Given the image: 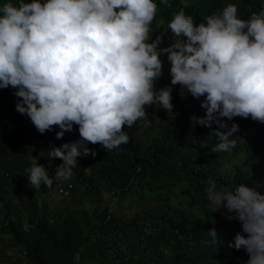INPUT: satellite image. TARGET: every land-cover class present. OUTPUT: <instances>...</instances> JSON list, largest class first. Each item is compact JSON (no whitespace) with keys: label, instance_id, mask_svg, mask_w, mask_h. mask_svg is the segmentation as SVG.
<instances>
[{"label":"clouds","instance_id":"clouds-1","mask_svg":"<svg viewBox=\"0 0 264 264\" xmlns=\"http://www.w3.org/2000/svg\"><path fill=\"white\" fill-rule=\"evenodd\" d=\"M224 1L216 8L198 7L199 24L187 10L192 0L0 4V95L5 103L0 128L10 135L0 155L5 166L12 160L24 166L31 186L41 191L38 204L42 199L53 206L77 200L78 186L71 177L82 155H94L91 161L99 151L114 163L133 125L142 122L137 128L141 150L147 148L152 156L156 135L152 138L147 130L160 132L156 109L172 115L178 85L181 97L185 90L193 98L203 97L205 115L192 117L194 123L226 129L215 131L219 142L213 151L228 152L237 145L239 125L229 127L224 118L251 117L250 123L262 127L256 136H264V0ZM149 115L153 123H148ZM55 133L69 142L44 156L36 143L48 145ZM52 158L62 163L49 176L47 159ZM54 181L65 182L42 191V182L51 188ZM208 183L211 206L226 225L218 240L224 259L218 264H264V193L246 183L220 190L214 180ZM98 193L109 209L121 213L154 202L138 193L122 195L119 189L110 193L104 180H99ZM178 194L169 201L178 202ZM19 197L14 191L4 195L21 209ZM134 203L138 207L132 208ZM221 206L227 209L220 212ZM208 233L215 242V230ZM16 255L23 250L9 245L3 262L11 263ZM78 257L74 252L66 264H76Z\"/></svg>","mask_w":264,"mask_h":264},{"label":"trees","instance_id":"trees-1","mask_svg":"<svg viewBox=\"0 0 264 264\" xmlns=\"http://www.w3.org/2000/svg\"><path fill=\"white\" fill-rule=\"evenodd\" d=\"M4 2L0 0V4ZM224 2L192 0L187 10L199 24L198 7L216 8ZM177 87L172 95V115L162 107L156 109L160 132L153 127L147 130L152 138L156 135L152 139L154 154L150 156L147 148L141 150L137 128L142 122L127 128L130 139L114 163L99 151L95 153L99 157L91 161L94 155H82L72 177L78 186L77 200L71 197L53 206L42 199L38 204L41 191L31 186L24 166L17 160L5 166L6 160L0 155V264H66L74 252L79 256L76 264H218L223 260L218 240L226 227L225 219L211 206L208 181L214 180L217 190L246 183L264 193V136H256L262 127L250 123L251 117L224 118L229 127L239 125L234 136H240L231 151L215 152L218 126H201L191 119L205 115L200 106L203 97L193 98L186 90L181 97ZM4 108L0 95V124ZM9 136L0 128V149L8 146ZM48 141L46 146L44 141L36 143L44 156L51 147L69 142L64 135L57 139L56 133L50 134ZM52 160L62 163L59 158ZM99 180L106 182L110 193L119 189L122 195L138 193L154 202L132 212L113 211L100 193L95 194ZM9 191L20 196L21 209L4 198ZM177 194L178 202H170ZM83 195L87 198L82 199ZM210 229L216 232L213 243ZM9 245L18 246L23 255L5 263L4 249Z\"/></svg>","mask_w":264,"mask_h":264},{"label":"rangeland","instance_id":"rangeland-1","mask_svg":"<svg viewBox=\"0 0 264 264\" xmlns=\"http://www.w3.org/2000/svg\"><path fill=\"white\" fill-rule=\"evenodd\" d=\"M171 44V43H170ZM169 44V45H170ZM147 121H148V123H153L154 121H155V119L152 117V116H148L147 117ZM147 125H149V124H147ZM47 161H48V163H49V161H51V163H49V167H48V169H47V171H48V174H49V176H53L54 174H55V169H56V166H57V164L56 163H54L52 160H50V159H47ZM73 177V176H72ZM72 177H71V179H72ZM61 182H65V181H54L53 182V185H52V187L51 188H49V187H47L46 185H44L43 184V182L41 183V188H42V191L43 192H45L46 190H53V188H54V186L56 185V184H58V183H61ZM102 192L103 193H105V190L104 189H102ZM141 204H144L145 205V200H142V201H139ZM212 205L213 206H215V204L213 203V201H212ZM134 206H137L138 207V205L136 204V203H134L133 204V206H131L132 208H134ZM129 208V207H128ZM220 212H224L227 208L226 207H224V206H221L220 208H217Z\"/></svg>","mask_w":264,"mask_h":264}]
</instances>
